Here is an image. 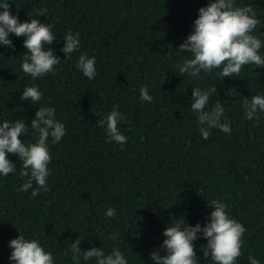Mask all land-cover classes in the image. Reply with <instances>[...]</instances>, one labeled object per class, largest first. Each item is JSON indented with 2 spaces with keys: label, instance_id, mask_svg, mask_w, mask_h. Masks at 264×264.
Here are the masks:
<instances>
[{
  "label": "trees",
  "instance_id": "trees-1",
  "mask_svg": "<svg viewBox=\"0 0 264 264\" xmlns=\"http://www.w3.org/2000/svg\"><path fill=\"white\" fill-rule=\"evenodd\" d=\"M209 2L9 0L21 22L36 18L55 25L51 47L61 61L55 74L33 80L20 67L24 37L10 34L15 48L0 45V123L24 118L30 125L39 106L19 97L35 85L43 93L40 104L55 108L66 135L57 144L48 141V191L32 197V189L18 190L26 178L0 175V264H12L9 241L18 230L52 252L54 264H75L70 244L77 236L82 250L95 246L107 253L118 246L128 264H154L149 254L160 248L167 224L180 216L193 226L205 224L211 199L225 203L230 217L246 228L237 264H249L250 254L264 264V113L258 121L247 120L242 106L244 97L264 95V66L245 65L240 77L223 79L220 69L193 79L176 67L190 57L176 48ZM236 3L256 9L261 24L253 34L264 40V0ZM43 8L46 15L38 16ZM68 31L79 33L81 48L64 59ZM81 52L96 58L92 80L75 66ZM141 85L148 86L151 103L140 99ZM212 86L217 92L206 109L219 101L222 122L230 121L232 131L212 128L203 139L191 93ZM115 105L126 117L118 123L127 137L123 146L106 142L105 129L97 125ZM20 139L35 142L30 126ZM8 155L19 172L18 156ZM108 207L115 208L114 217L105 215ZM113 233L118 240L109 239ZM205 244L202 236L194 241L199 264H211L203 256Z\"/></svg>",
  "mask_w": 264,
  "mask_h": 264
},
{
  "label": "clouds",
  "instance_id": "clouds-1",
  "mask_svg": "<svg viewBox=\"0 0 264 264\" xmlns=\"http://www.w3.org/2000/svg\"><path fill=\"white\" fill-rule=\"evenodd\" d=\"M0 45L15 48L10 34L24 37L23 60L20 65L23 73L33 80L49 73L55 74L56 66L60 64V57L51 47L57 40L53 32V23H42L39 19L32 18L21 22L18 15L10 12L9 0H0ZM19 8V7H17ZM47 9L43 8L38 16L46 15ZM193 31L176 48L179 53H189L177 65L178 74H187L193 79L200 78L201 73L211 75L214 69L224 77L241 76L245 65L264 66V56L260 49L264 40L253 34L261 21L257 18L256 9L251 4L237 5L236 0H210L198 9V16L193 22ZM64 59H71V54L81 48L79 33L68 31L63 35ZM2 54V53H0ZM76 68L83 75L92 80L97 75L96 58L81 52ZM217 92L215 86L207 89L194 87L191 93V110L197 113V123L203 139H208L212 128H218L225 133H231L230 121L222 122L224 115L223 105L217 101L210 110L206 109L210 97ZM43 93L37 86H26L19 99L30 101L38 105L30 125L24 118L7 120L0 123V175L8 176L16 173L26 178L20 185L19 191L27 192L32 189L31 195L35 197L43 189L48 191L47 178L50 175L48 168L51 162L49 151V138L52 144H57L66 135L64 123L55 118V108L40 104ZM140 99L151 103L153 97L149 94L148 86H140ZM244 118L259 120L258 113H264V95H253L250 99L242 100ZM113 106L104 119H99L97 125L106 131V142L115 141L121 146L127 143V137L118 129V123L126 119ZM33 130L35 142H22L20 136L26 135L28 129ZM8 154H15L20 160L19 172L16 164L9 159ZM33 182L36 187L33 188ZM207 204L213 208L205 224L194 226L186 221L184 216L172 219L165 227L162 235L165 237L159 249L150 252V259L154 264H199L194 248V241L201 236L206 240L202 246L204 258L211 264H237L242 255V237L246 231L245 226L226 211L227 205L220 199H211ZM105 215L114 217L116 210L108 207ZM137 219H140L137 217ZM136 219V220H137ZM18 230V229H17ZM18 236L9 241L11 249L9 260L12 264H54L52 252L46 251L38 239H29L18 230ZM83 238L77 236L70 244L71 258L75 264L95 261V264H128V260L120 248L113 247L110 252H105L103 247H91L82 250L80 247ZM109 239L118 240L119 233H113ZM163 250V254L161 252ZM64 255H68L65 251ZM249 264H260V261L251 254L248 256Z\"/></svg>",
  "mask_w": 264,
  "mask_h": 264
}]
</instances>
